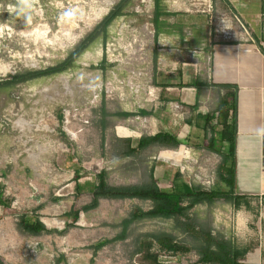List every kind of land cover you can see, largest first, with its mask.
<instances>
[{"label": "rangeland", "instance_id": "obj_1", "mask_svg": "<svg viewBox=\"0 0 264 264\" xmlns=\"http://www.w3.org/2000/svg\"><path fill=\"white\" fill-rule=\"evenodd\" d=\"M118 1L0 0V81L63 63ZM209 4L159 1L160 10L193 12H207ZM153 15L154 0H130L64 70L0 84V192L9 202L0 204V264H191L207 234L251 251L264 242V201L252 198L250 209H236L218 199L196 204L187 218L135 220L124 238L94 251L98 241L121 233L132 211L151 207L146 199L99 198L81 210L102 169L115 186L147 184L152 173L164 191L225 187L217 182L223 135L187 123L215 112L218 100L209 90L195 100L192 87L158 85L164 71ZM161 130L180 144L127 152V138L134 146ZM73 208L80 210L74 223L67 215ZM23 212L38 215L49 231H24ZM152 235L189 251L166 252L155 241L148 248Z\"/></svg>", "mask_w": 264, "mask_h": 264}, {"label": "crops", "instance_id": "obj_2", "mask_svg": "<svg viewBox=\"0 0 264 264\" xmlns=\"http://www.w3.org/2000/svg\"><path fill=\"white\" fill-rule=\"evenodd\" d=\"M209 12H165L158 20L161 81H204L195 100L211 91L236 104L235 191L264 201V0H210ZM212 14L215 19L211 22ZM212 23L208 26L207 23ZM157 35V34H156ZM230 84L222 88L218 85ZM173 87V86H167ZM193 88V87H192ZM194 89V88H193ZM218 106V105H217ZM228 145L226 147V152ZM264 264V242L243 260Z\"/></svg>", "mask_w": 264, "mask_h": 264}, {"label": "trees", "instance_id": "obj_3", "mask_svg": "<svg viewBox=\"0 0 264 264\" xmlns=\"http://www.w3.org/2000/svg\"><path fill=\"white\" fill-rule=\"evenodd\" d=\"M129 1L130 0H119L102 18V20L95 25L93 30L82 39L79 45L67 56L63 63L44 70L26 71L17 74L10 79L2 80L0 81V84L19 83L44 74H50L64 70L106 28L111 20ZM159 1L160 0H154L153 22L155 28H158V20L160 15L165 13L160 10ZM207 84V82L197 81L196 79L194 81L178 82L177 84H166L160 80V84L158 85L163 87H193L194 90L197 91L202 86ZM218 86L222 88L231 87L230 84H220ZM141 113L147 114L148 112L146 110H141ZM195 117V120L188 119L187 123L189 125H195L197 128H200L206 132L210 131L212 135L214 133H220L223 135V139L227 142L228 149L227 152L222 154L221 170L218 173L217 180V182L221 181L225 187L217 184L209 189L192 186L183 190L173 189L171 191H164L161 189L152 173L151 180L147 184L115 186L106 182V171L102 169L97 174H95L96 184L94 185V191L92 192L91 202L83 206L81 210H87L97 206L99 198L146 199L150 200L151 207L148 210L138 208L132 211L129 217L122 221L123 228L121 233L113 239H103L98 241L94 245V251L114 239L124 238L128 225L135 220L146 217L187 218L188 211L196 204L201 202L212 203L218 199H224L226 201H231L236 209L240 208L241 206H245L246 208L250 209L252 197L238 194L235 191V136L237 120L234 95H232L229 100L221 99L215 112L211 114L197 113ZM209 139L212 143L211 137ZM152 144L177 147L180 144V140L174 133L161 130L154 133L153 135L141 136L136 141L134 146L131 145V139L127 138V152L134 153ZM75 173V175H77L78 172L76 171ZM8 203L9 202L3 198L2 192H0V204L3 206H8ZM79 213L80 210L75 208L67 213V215L72 217V223H74V221L79 217ZM18 218L19 225L24 231L32 234H39L42 231H49L38 215L30 216L26 212H23L18 214ZM69 226L70 223H66L65 229H67ZM152 237L153 240L148 242V248L151 247L153 245V241H155L159 245V248L166 252L185 253L189 251V247L187 245L175 241L171 237H159L156 235H152ZM251 250L252 248L250 246H240L228 239L214 238L210 234H207L203 238V243L198 250L199 256L196 262L191 264H251L243 261L246 258L247 253Z\"/></svg>", "mask_w": 264, "mask_h": 264}, {"label": "clouds", "instance_id": "obj_4", "mask_svg": "<svg viewBox=\"0 0 264 264\" xmlns=\"http://www.w3.org/2000/svg\"><path fill=\"white\" fill-rule=\"evenodd\" d=\"M20 2L23 4V3H27L28 0H20ZM30 19V18H29Z\"/></svg>", "mask_w": 264, "mask_h": 264}]
</instances>
